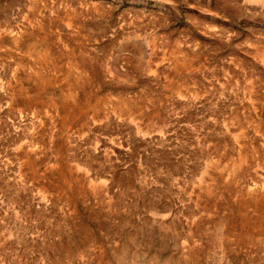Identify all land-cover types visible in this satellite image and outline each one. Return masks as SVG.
Wrapping results in <instances>:
<instances>
[{
	"label": "rangeland",
	"instance_id": "1",
	"mask_svg": "<svg viewBox=\"0 0 264 264\" xmlns=\"http://www.w3.org/2000/svg\"><path fill=\"white\" fill-rule=\"evenodd\" d=\"M0 264H264V0H0Z\"/></svg>",
	"mask_w": 264,
	"mask_h": 264
},
{
	"label": "bare ground",
	"instance_id": "2",
	"mask_svg": "<svg viewBox=\"0 0 264 264\" xmlns=\"http://www.w3.org/2000/svg\"><path fill=\"white\" fill-rule=\"evenodd\" d=\"M253 1V0H252ZM255 1V0H254ZM261 1V0H260ZM253 3V2H252ZM262 3H263V1H262Z\"/></svg>",
	"mask_w": 264,
	"mask_h": 264
}]
</instances>
